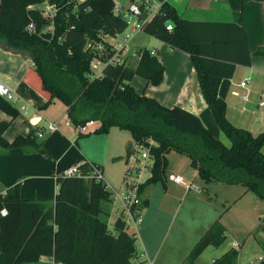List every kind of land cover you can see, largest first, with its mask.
I'll return each instance as SVG.
<instances>
[{"label":"trees","instance_id":"obj_1","mask_svg":"<svg viewBox=\"0 0 264 264\" xmlns=\"http://www.w3.org/2000/svg\"><path fill=\"white\" fill-rule=\"evenodd\" d=\"M40 1L0 0V44L28 55L32 72L47 94L45 105L59 100L75 127L94 120L98 125L92 133L117 127L129 131L136 143L155 142L151 146L155 158L152 176L141 185V191L149 184H165L166 154L174 150L189 158L190 166L205 182L241 184L264 201V131L252 134L225 115V97L235 66L251 61L247 33L239 23L181 18L163 0L145 27L148 34L189 53L206 103L194 114L180 106L166 107L135 91L131 81L136 75L153 85L163 79L164 66L147 47L139 49L136 64L126 60L109 63L100 76L92 73L93 58L107 60L114 52L107 41L104 50L95 48L100 35L114 36L125 27L124 18L113 10V0H53L61 7L49 39L41 36L47 20L38 8L29 6ZM166 21L172 22L171 29H166ZM30 22L34 30L27 28ZM88 40L94 45L85 47ZM255 53L264 55V43ZM0 110L12 118L19 114L3 96ZM8 125L9 121H0L1 147H32L49 155L34 131L8 141L3 135ZM80 170H89L86 161ZM56 184L53 203L22 198L18 184L0 195L6 209L0 218V264L33 262L42 255L52 256L58 264H147L132 261L136 236L127 233L118 219L112 231L100 217L101 202L111 195L101 182L67 175L57 177ZM261 223L264 226V217ZM226 238L225 227L215 220L182 264H194L208 246H218ZM238 254L231 247L210 264H237ZM258 264H264V259Z\"/></svg>","mask_w":264,"mask_h":264},{"label":"crops","instance_id":"obj_2","mask_svg":"<svg viewBox=\"0 0 264 264\" xmlns=\"http://www.w3.org/2000/svg\"><path fill=\"white\" fill-rule=\"evenodd\" d=\"M119 1L126 4L129 0ZM166 1L174 7L181 18L193 21L237 22L245 29L251 61L250 65L236 64L235 66L225 97V115L232 124L245 128L252 134L263 132L264 55L256 54L255 50L264 43V0ZM142 33L148 34L145 31ZM149 35L150 39L147 42L151 47L149 49L154 50L158 61L164 66L163 79L157 85H153L136 75L131 81L135 91L156 99L166 107L180 106L194 114H199L206 107V103L197 81L195 69L191 64L189 53L177 47H171L165 41L151 34ZM131 39L125 49H123V55L126 58L132 55L133 52H138L139 49L148 45L141 44L138 50L129 53L131 49L129 42ZM136 62L137 58L131 64H136ZM245 78H249V81L245 87H241L239 84ZM0 82L12 89V98L8 100L19 111V114L12 118L0 110V121H9V125L3 133L4 137L11 141L17 135H27L31 131L36 133L39 130L42 132V136H36L37 138L44 137L41 141L43 142V147L49 153L46 156L32 147L6 149L0 146V195L8 187L18 184L19 194L22 198L53 203L57 192L56 178L63 176V172L67 168L84 161L98 165L105 174H103L105 176L104 180L111 188L110 190H115L110 176L105 172L104 166L112 163L115 157L119 158L120 154L134 142L129 131L131 138L121 132L124 129L117 127H111L109 132L103 134L92 133V131L87 133L78 132L67 117L66 106L57 102L59 100H52L48 105H45L47 94L40 88L39 80L32 72V62L28 55L16 52L1 44ZM234 92L243 94L245 97H239ZM261 101L263 104H259ZM56 104L63 107L59 112L52 110ZM32 118L34 120L31 122L30 119ZM38 118H40V121L35 125V120ZM49 122L56 123L57 129L48 131L46 127ZM97 125L92 128L94 129ZM44 132H47V136ZM80 134L83 135L81 136ZM53 142L61 145L62 149L60 151L55 149ZM97 142L102 144H97ZM73 150H76V154L72 156L73 162L71 164L61 161L67 152ZM262 152L264 153V146L262 147ZM183 181L190 186L186 187L183 184L171 182L183 185L186 189L191 188V183L184 179ZM249 193L252 192L247 191L246 188L240 189L234 201L237 202L243 199ZM144 200H147L144 203L146 206L148 199L144 198ZM110 201H117L112 197V194L110 195ZM117 204L118 208H115L116 215L113 218V222L111 226L107 225L109 228H112L119 214L118 201ZM252 205L257 208L259 204L254 201ZM3 209L0 199V218L3 216ZM102 210L107 215H110L109 210L105 208H102ZM220 218L221 216H218L216 219L219 220ZM221 224L225 227L226 236H228L229 229L227 225L224 222ZM149 225L147 223L145 228L148 229ZM140 229L136 235L137 238H140ZM231 244L235 247L239 246V243L235 241ZM139 257H146V260H148L147 264L152 263L145 248L144 253H140ZM259 259L262 260L264 257L259 255ZM18 264L58 263L53 260L52 256L42 255L36 261Z\"/></svg>","mask_w":264,"mask_h":264},{"label":"rangeland","instance_id":"obj_3","mask_svg":"<svg viewBox=\"0 0 264 264\" xmlns=\"http://www.w3.org/2000/svg\"><path fill=\"white\" fill-rule=\"evenodd\" d=\"M148 39L149 34L137 33L129 42V53L138 50L141 44H148L147 47L151 48L147 43ZM133 61H136V58L129 55L127 62ZM62 108L56 104L52 110L59 112ZM121 132L131 138L128 131ZM44 134L47 136V132ZM43 138H38V141ZM220 138L223 143L229 144L224 133L220 134ZM53 144L55 149H62L56 142ZM126 153L125 149L119 158L115 157L112 163L104 166L115 190H122ZM74 154L76 150L67 152L61 161L71 164ZM166 158L165 184H149L142 191V197L148 199V204L144 205L142 210L144 222L140 227V238L135 241L136 252L132 261L147 262L146 257H139L145 248L151 264H182L199 237L218 220V216H221L218 221L227 225L229 235L222 244L208 246L194 264H210L231 247L239 251L237 264H258L259 255L264 257V226L261 223L264 217V201L249 193L235 202L239 190L245 188L243 185L205 182L190 166L189 158L174 150L169 151ZM170 173L180 174L185 181L191 183V188L186 189L183 185L169 181L167 175ZM254 201L259 204L257 208L252 205ZM102 208L110 211V215L103 211L100 217L111 226L118 208L117 201H104ZM147 223L150 224L148 229L145 228ZM233 241L239 243V246H232Z\"/></svg>","mask_w":264,"mask_h":264},{"label":"built area","instance_id":"obj_4","mask_svg":"<svg viewBox=\"0 0 264 264\" xmlns=\"http://www.w3.org/2000/svg\"><path fill=\"white\" fill-rule=\"evenodd\" d=\"M162 1L163 0H129L128 3L124 4L119 0H113V10L124 18L125 27L121 32H118L114 36L101 34V41H98L95 45L92 40L86 42L85 47L94 45L98 51H102L105 49L104 41H107L114 50L111 57L107 60H101L95 57L90 61V69L95 76H100L103 68L109 63L116 64L124 60L127 61V58L123 55V49H125L128 41L133 35L145 31L147 23L152 20L156 13L159 12ZM29 6L38 8L42 17L47 20L42 32H52L54 27V17L60 9L61 4L53 0H41L40 2ZM165 27L166 29H171L172 22L166 21ZM27 28L29 30H34V23L30 22L27 25ZM150 50L154 53L153 49ZM132 55L133 57L138 58V52H133ZM248 81L249 78H245L239 85L245 87ZM234 94L242 98L245 97V95L238 92H234ZM12 95V89L6 84L0 82V96L5 97L6 99H11ZM259 104H263V102L261 101ZM33 120V118L30 119L31 122ZM35 121L36 125L39 123L40 118ZM96 124H98L97 121L89 120L84 124L77 126L76 130L82 133L91 132L93 131L92 127ZM46 129L48 131L56 130V123L49 122ZM36 135L40 137L42 136V132L38 130ZM154 144L155 142L152 139H149L148 144L133 142L128 147L125 156L126 169L122 180V190H109V186L104 180L102 169L98 165L90 162H87L89 165V170L87 172H82L80 170V165L84 162H79L78 164L64 170L63 176L77 175L84 179H93L95 182H101L104 187L111 192L112 197L119 203V214L116 220L118 219L123 223V228L127 233L136 236L143 222L142 210L144 207V198L142 197L140 187L152 176V168L155 158L151 152V146ZM167 178L175 183L183 184L186 187L189 186L187 183L185 184L181 175L170 173L167 175ZM2 214H6L5 208L2 210ZM109 229L114 231L113 226Z\"/></svg>","mask_w":264,"mask_h":264},{"label":"water","instance_id":"obj_5","mask_svg":"<svg viewBox=\"0 0 264 264\" xmlns=\"http://www.w3.org/2000/svg\"><path fill=\"white\" fill-rule=\"evenodd\" d=\"M41 36L44 37V38H51L52 36V32L51 31H43L41 32ZM65 37V34L60 38V41H62Z\"/></svg>","mask_w":264,"mask_h":264}]
</instances>
